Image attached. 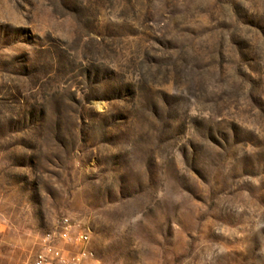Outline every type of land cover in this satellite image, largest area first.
I'll use <instances>...</instances> for the list:
<instances>
[{"label":"rangeland","instance_id":"rangeland-1","mask_svg":"<svg viewBox=\"0 0 264 264\" xmlns=\"http://www.w3.org/2000/svg\"><path fill=\"white\" fill-rule=\"evenodd\" d=\"M63 217L85 264H264V0H0V264Z\"/></svg>","mask_w":264,"mask_h":264},{"label":"built area","instance_id":"built-area-1","mask_svg":"<svg viewBox=\"0 0 264 264\" xmlns=\"http://www.w3.org/2000/svg\"><path fill=\"white\" fill-rule=\"evenodd\" d=\"M91 235L88 226L70 217H63L56 231L44 235L33 264H85L94 256L89 248ZM72 248L77 250L72 251Z\"/></svg>","mask_w":264,"mask_h":264}]
</instances>
